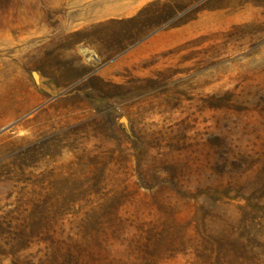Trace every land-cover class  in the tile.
<instances>
[{
  "label": "rangeland",
  "instance_id": "1",
  "mask_svg": "<svg viewBox=\"0 0 264 264\" xmlns=\"http://www.w3.org/2000/svg\"><path fill=\"white\" fill-rule=\"evenodd\" d=\"M0 264H264V0H0Z\"/></svg>",
  "mask_w": 264,
  "mask_h": 264
}]
</instances>
